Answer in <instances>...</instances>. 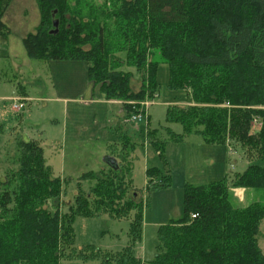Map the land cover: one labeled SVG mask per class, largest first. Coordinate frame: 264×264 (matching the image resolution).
<instances>
[{"label":"trees","instance_id":"trees-1","mask_svg":"<svg viewBox=\"0 0 264 264\" xmlns=\"http://www.w3.org/2000/svg\"><path fill=\"white\" fill-rule=\"evenodd\" d=\"M11 1L0 0V57L8 54L1 18ZM242 1L245 16L237 12L233 23L202 0H75L74 5L69 0H39L41 26L24 40L32 59L86 62L92 98L122 101L129 112L136 108L132 103L154 100L158 94L160 63L149 60L152 50L158 49L168 67V89L188 90L192 101L202 105L178 111L170 106L167 121L180 123L187 134L201 135L207 144L226 145L229 139L247 156V170L235 175L231 187L225 179L185 188L183 218L160 229L151 264H264L257 239L264 205L237 207L229 190H264V0ZM55 20L59 27L53 35ZM125 65L142 77L138 93L132 88V74L121 70ZM254 119L262 122L257 133H252ZM20 150L19 189L0 193V264H56L58 246L66 240L71 247L77 215L63 218L41 209L50 201L58 204L60 179L47 182L50 169L36 142L23 143ZM106 157L118 166L105 164L111 182L110 176L118 178L122 170L116 157ZM42 171L45 180L37 175ZM146 174L152 182L160 169L148 168ZM100 176L88 173L80 180L98 181ZM4 183L0 181L10 186ZM77 199L80 215L92 214L86 201ZM138 205L130 200L114 211L106 210L116 218L123 213L124 218ZM142 226L143 214L138 211L131 241L140 240ZM111 257L103 263L144 264L130 248Z\"/></svg>","mask_w":264,"mask_h":264},{"label":"rangeland","instance_id":"rangeland-1","mask_svg":"<svg viewBox=\"0 0 264 264\" xmlns=\"http://www.w3.org/2000/svg\"><path fill=\"white\" fill-rule=\"evenodd\" d=\"M202 1L233 23L237 12L245 16L247 10L242 0ZM71 3L74 5L75 0H69ZM200 16L199 12L197 18ZM42 19L39 0H12L1 18L6 25L8 54L0 57V181L10 186L0 184V193L7 188L19 189L21 145L34 141L43 149L50 169L47 182L60 179L58 204L50 201L41 209L63 218L77 215L71 247L66 240L58 246L56 264H104L129 248L136 259L151 264L158 252L160 229L183 218L185 188L225 179L231 187L235 175L247 170V156L229 139L226 145L207 144L201 135L187 134L180 123L167 121L170 106L175 105L178 111L202 105L192 101L188 90L168 89L169 71L158 49L149 56V60L160 63L158 94L150 107L142 108L141 102H151L146 99L132 103L136 108L129 112L122 108V101L92 98L86 62L40 61L28 56L24 40L37 34ZM117 56L125 60L124 54ZM121 70L132 74V88L138 93L143 87L142 77L127 65ZM10 98L24 103V108L15 110L13 100L7 101ZM143 112L146 117L142 121L134 120ZM261 128L262 122L254 119L252 133ZM106 156L116 157L122 170L115 175L118 178L110 176L111 182ZM152 167L159 168L160 175L150 182L146 171ZM88 173H100V179L80 180ZM37 175L45 180L43 171ZM229 190L231 202L237 207L264 205V190ZM78 196L93 215H80ZM130 200L138 202L139 207L129 211L127 217L122 218V213L116 218L106 210L114 211V207ZM138 211L143 214L142 235L133 242L131 226ZM257 239L264 255V221Z\"/></svg>","mask_w":264,"mask_h":264},{"label":"built area","instance_id":"built-area-1","mask_svg":"<svg viewBox=\"0 0 264 264\" xmlns=\"http://www.w3.org/2000/svg\"><path fill=\"white\" fill-rule=\"evenodd\" d=\"M13 102H14L13 106H14L15 110H19V109L24 108V103L20 102L19 100H13ZM153 102H154V100H151V102L144 101V102H141L140 104H142V108H143V106L148 108L153 104ZM144 116L146 117V112H143V115L141 114V115H138L137 117H134V120L140 122V121H142V118ZM193 217L195 218V216H193Z\"/></svg>","mask_w":264,"mask_h":264},{"label":"water","instance_id":"water-1","mask_svg":"<svg viewBox=\"0 0 264 264\" xmlns=\"http://www.w3.org/2000/svg\"><path fill=\"white\" fill-rule=\"evenodd\" d=\"M58 27H59V21L55 20L54 21V30L51 32V34L56 35L58 33ZM104 163L109 164L110 166L114 167L117 169V162L114 159H111L109 157L104 158Z\"/></svg>","mask_w":264,"mask_h":264},{"label":"crops","instance_id":"crops-1","mask_svg":"<svg viewBox=\"0 0 264 264\" xmlns=\"http://www.w3.org/2000/svg\"><path fill=\"white\" fill-rule=\"evenodd\" d=\"M24 96V95H23ZM13 100V98H10V99H8L7 101H12ZM120 103V102H119ZM241 190V189H240ZM240 192H245V190L244 189H242Z\"/></svg>","mask_w":264,"mask_h":264}]
</instances>
